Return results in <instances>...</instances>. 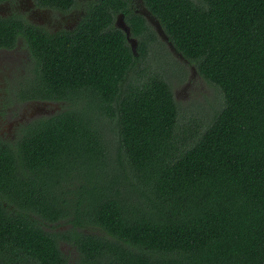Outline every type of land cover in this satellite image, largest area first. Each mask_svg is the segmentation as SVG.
Wrapping results in <instances>:
<instances>
[{
	"label": "trees",
	"instance_id": "16d2710c",
	"mask_svg": "<svg viewBox=\"0 0 264 264\" xmlns=\"http://www.w3.org/2000/svg\"><path fill=\"white\" fill-rule=\"evenodd\" d=\"M33 2L84 15L0 27L30 54L19 100L59 106L0 138V264H69L62 242L71 264H264V0ZM189 68L212 94L183 106L166 75Z\"/></svg>",
	"mask_w": 264,
	"mask_h": 264
},
{
	"label": "flooded vegetation",
	"instance_id": "af4514ba",
	"mask_svg": "<svg viewBox=\"0 0 264 264\" xmlns=\"http://www.w3.org/2000/svg\"><path fill=\"white\" fill-rule=\"evenodd\" d=\"M138 6H140L141 14L148 15L147 12L144 10L142 4H138ZM40 14L46 16V19L42 17ZM83 15H84V10L82 6H79L78 8H74L68 13H62L60 11L39 7L37 4L33 2V0L0 1L1 28L4 25H7V23L9 22L10 23L15 22L16 17L22 16V18L26 20L28 23L33 24L36 27L42 28L51 34H57L63 31L70 32L77 29ZM123 24L126 25L124 21V16L122 14L116 16L115 26L122 30L121 25ZM125 36L127 42L130 45H131L130 43L131 40H133V44L136 46V40L130 37V33L128 35L129 39L127 38L126 33ZM19 49H23L28 56V59H25L26 60L25 66L21 68L22 69L21 71H19L23 75L17 73L15 77H13L12 75L7 77L8 79L0 78L1 80H6L1 83V87H0V95H1L0 96V138L3 140H7V139L14 140L20 134L21 128L31 120L36 119L35 116L39 115V113L53 114V111L55 113L59 109V106L56 103L40 102L36 100H26V101L19 100L20 86L22 85V81L26 76L25 74H27V70H29L28 67L30 66V64H32L30 59V54L28 53L25 47V43L23 42V39L20 38H17L14 47L12 49H5L3 47H0V59L6 58V57H2L3 55L12 54V52H17ZM172 54L175 55V53L173 52ZM50 104H55V107L51 108L50 111L45 110L44 107ZM30 105H34V106L36 105V107H33V109L30 110L27 109L28 110L27 112H25V110L22 109L24 106L28 107ZM40 106L43 108H40ZM11 119L14 121L13 122L14 124L12 125L9 122L7 130L10 136H8L9 138H7L2 134V132L4 131L5 120L8 121ZM9 128H11V130H9ZM60 245L62 250H66L65 252L69 253L71 257H75L76 255L75 252L72 251L70 252L71 250L70 246L66 245L64 242H62ZM71 257L69 259V264H71Z\"/></svg>",
	"mask_w": 264,
	"mask_h": 264
},
{
	"label": "rangeland",
	"instance_id": "374dc122",
	"mask_svg": "<svg viewBox=\"0 0 264 264\" xmlns=\"http://www.w3.org/2000/svg\"><path fill=\"white\" fill-rule=\"evenodd\" d=\"M140 10L141 9H139V11ZM41 16L46 19V16H44V15H41ZM165 43H166L167 47L169 48V44L167 42H165ZM2 57H6V58L0 59V78L8 79L7 77L12 76V75H13V77H15V75L17 73H19L20 75H23L19 71H21L22 70L21 68L25 66V63H26L25 59H28L27 53L23 49H19L17 52H12V54L3 55ZM153 65L158 66L157 61H155L153 63ZM159 65L162 68H164L165 70H167L170 74L173 75L175 73V69L173 67H171V65L169 63H166V62L162 61L161 59H160ZM189 70H190L189 76L183 82L179 81L178 79H176L172 75L170 76L169 73H168L169 76L166 75L167 79L171 83L172 90H173V93L175 95L176 101L183 106L189 105L193 101H199V99L201 100V102H203L204 98L210 97V95L212 94L210 86L202 78H200L196 73H193L190 68H189ZM4 81H6V80L0 79V87H1V83ZM33 107H36V105L35 106L30 105L28 107L24 106L22 109L25 110V112H27L28 111L27 109L30 110V109H33ZM54 107H55V104H50L44 108H45V110L50 111V109L54 108ZM40 108H43V107L40 106ZM26 114H28V113H26ZM53 114H54V111H53ZM53 114L52 113L51 114L50 113H48V114L47 113H39V115H36L35 117L36 118H42V117H48V116L53 115ZM25 118H26V116H25ZM9 122L12 125L14 124L13 123L14 121L12 119L8 120V121L5 120L4 131L2 132V134L4 136H6L7 138H9L8 136H10V134L8 133V130H7ZM12 125H11V128H12ZM11 128H9V130H11ZM7 140H9V139H7ZM63 251H66V250H63Z\"/></svg>",
	"mask_w": 264,
	"mask_h": 264
},
{
	"label": "water",
	"instance_id": "95a60500",
	"mask_svg": "<svg viewBox=\"0 0 264 264\" xmlns=\"http://www.w3.org/2000/svg\"><path fill=\"white\" fill-rule=\"evenodd\" d=\"M144 16L147 17V19L149 20V22L151 23V25L154 27L155 31H156L157 34L161 37V39H162L163 41H165V42H168V41H167L168 39L165 37V35H164V33L162 32L161 28L159 27L158 23L155 22V21H153L150 17H148V15H144ZM119 27H120V26H119ZM121 28H122V30L126 33L127 38H128V35H129L130 31H129V29L127 28V26L123 24V25H121ZM128 39H129V38H128ZM130 43H131V45H132V49L134 50L135 45L133 44V40H131ZM168 44H169V49L171 50V52L175 53V51H174L172 45H171L170 43H168ZM175 55H176V53H175Z\"/></svg>",
	"mask_w": 264,
	"mask_h": 264
}]
</instances>
